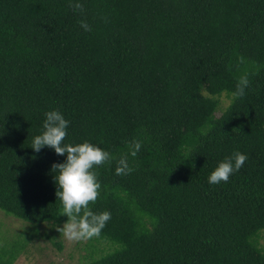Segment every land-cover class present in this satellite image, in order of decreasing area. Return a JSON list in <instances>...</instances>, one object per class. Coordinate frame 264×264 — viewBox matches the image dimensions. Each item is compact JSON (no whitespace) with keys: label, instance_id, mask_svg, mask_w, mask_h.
Returning <instances> with one entry per match:
<instances>
[{"label":"trees","instance_id":"obj_1","mask_svg":"<svg viewBox=\"0 0 264 264\" xmlns=\"http://www.w3.org/2000/svg\"><path fill=\"white\" fill-rule=\"evenodd\" d=\"M74 2L0 0V209L68 220L52 171L67 154L31 148L59 110L64 144L112 156L90 209L111 213L97 238L119 245L83 264H264V0ZM236 151L243 167L210 184ZM124 155L131 171L117 175Z\"/></svg>","mask_w":264,"mask_h":264},{"label":"clouds","instance_id":"obj_2","mask_svg":"<svg viewBox=\"0 0 264 264\" xmlns=\"http://www.w3.org/2000/svg\"><path fill=\"white\" fill-rule=\"evenodd\" d=\"M70 7L80 13L85 11L83 3L79 0L70 3ZM80 23L85 31L92 30L86 20ZM249 84L247 75L241 76L233 95L237 98L243 97ZM45 116L44 130L42 134L34 137L31 148L38 153L47 146L54 149L57 155L67 154L64 163L52 165V171L56 173L54 179L58 185L56 196L62 204V215L68 217L63 227L57 230L72 243L99 237L111 220V213L108 211L94 213L90 209V204L96 202L101 190V183L94 169L106 163L110 164L112 156L108 151L87 141L76 145L64 144L70 122L59 110L48 111ZM131 144V155L136 156L141 143L133 141ZM247 159L246 154L240 151L234 152L218 164L210 174L208 182L210 184L227 183L230 177L243 167ZM130 171L127 155L121 156L117 162L116 174L126 175Z\"/></svg>","mask_w":264,"mask_h":264},{"label":"rangeland","instance_id":"obj_3","mask_svg":"<svg viewBox=\"0 0 264 264\" xmlns=\"http://www.w3.org/2000/svg\"><path fill=\"white\" fill-rule=\"evenodd\" d=\"M203 93L207 92L203 90ZM216 97L219 99L216 114H219L231 96L221 92ZM66 222L50 220L34 223L0 209V264H83L90 257L119 245L109 238L97 237L69 242L57 230ZM20 241L25 244L19 249ZM258 243L264 248V228L259 232ZM13 244L18 248L10 252Z\"/></svg>","mask_w":264,"mask_h":264}]
</instances>
